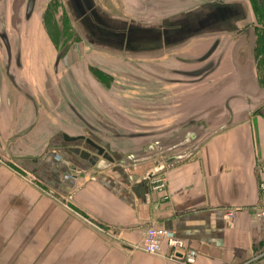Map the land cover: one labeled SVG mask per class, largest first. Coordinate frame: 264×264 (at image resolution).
Here are the masks:
<instances>
[{
	"label": "crops",
	"instance_id": "obj_1",
	"mask_svg": "<svg viewBox=\"0 0 264 264\" xmlns=\"http://www.w3.org/2000/svg\"><path fill=\"white\" fill-rule=\"evenodd\" d=\"M202 96H192L186 104L209 106L212 101ZM1 103L3 152L4 145L27 127L32 110L24 98L9 103L4 95ZM262 112L264 109L242 118L232 114L225 130L161 174L166 181L163 190H152L150 183L158 201L150 207L148 222L139 219L138 202L130 189L112 176H92L79 160L67 170L69 164L58 168L51 156L44 158L40 175L53 191L48 194L26 182L20 170L0 163V264H187L140 248L151 224L162 225L185 240L197 252L193 264H264V219L256 216L264 178ZM225 119V114L208 119L205 130L227 125ZM164 135L158 134L154 140ZM22 141L16 140L15 153L34 152L33 139L32 145ZM146 142L135 140L129 150L125 147L124 155L139 154ZM26 169L35 170L33 164ZM73 170L81 171L76 183L64 178ZM165 203L169 206L161 209ZM231 208L238 211L229 220L226 213ZM91 219L107 234L98 232L93 223L87 224ZM112 231L120 234L111 238L108 233ZM163 251H168L166 245Z\"/></svg>",
	"mask_w": 264,
	"mask_h": 264
},
{
	"label": "flooded vegetation",
	"instance_id": "obj_2",
	"mask_svg": "<svg viewBox=\"0 0 264 264\" xmlns=\"http://www.w3.org/2000/svg\"><path fill=\"white\" fill-rule=\"evenodd\" d=\"M150 1L156 7L163 0ZM247 1L251 11V26L256 35L254 71L256 80L264 91V0ZM198 39L205 41L204 50L200 54L174 56L176 61L189 68L157 64L149 70L144 68L143 60L160 59L164 54L152 57L126 56L92 48L79 34L65 0H0V110L3 109L1 100L4 95L9 103L16 98H24L32 110L27 127L4 145V151L0 152V163L20 170L26 182L40 193L48 194L52 190L40 175V166L44 158L47 160L48 155L58 168L69 164L68 170L72 166L70 164H75V160H78L67 152V148L74 147V143H86L87 139L101 143L106 139L104 134L123 136L132 131L144 132V129L143 131L138 128L139 125L149 126L144 120L135 121L100 99L101 93L106 95L110 88L118 84V79L128 78L136 83H151L143 73L160 80L169 73L176 78H163L162 81L172 83L184 80L183 84L196 85L221 72L215 86L202 93V99L212 101L209 106L206 103L186 104L184 111L188 114L179 121L163 128L151 129L153 132L168 135L158 140L162 142L155 144L156 150L158 146L164 147L161 143L169 142L174 136L196 130L202 131L200 138L205 136L211 130L205 129L208 119L211 120L212 117L225 114L226 123H223L227 124L232 119V114L242 118L245 115L258 114L264 109V92L259 97H247L240 89L238 73L232 61L236 38L220 35ZM191 43L193 41L186 46ZM211 49H214L212 53L199 61ZM207 65H214L216 69L205 77L188 78L179 73ZM68 84L78 94L71 93ZM146 107L148 106L143 108L147 109ZM42 111L44 115L41 114ZM46 114L47 118L44 117ZM174 131L178 134L171 135ZM67 136L75 140H67ZM200 138L195 142H199ZM17 139H23V143L30 145L34 144L30 142L33 139L34 152L15 153ZM171 144L169 142L168 147ZM147 146V143L140 146L139 153ZM187 150L184 149L181 153ZM23 156L31 157L22 158ZM30 164H33L35 170L26 172V165ZM261 248L264 252V243Z\"/></svg>",
	"mask_w": 264,
	"mask_h": 264
},
{
	"label": "water",
	"instance_id": "obj_3",
	"mask_svg": "<svg viewBox=\"0 0 264 264\" xmlns=\"http://www.w3.org/2000/svg\"><path fill=\"white\" fill-rule=\"evenodd\" d=\"M65 4L82 38L92 48L116 55L159 56L182 48L198 38L220 35L234 37L236 42L232 49V61L242 93L247 97H259L264 92L259 88L254 71L256 35L251 26V11L247 0H163L156 7L162 5V8L173 10L146 19L109 11L98 0H65ZM213 50L199 61L206 59ZM215 69L216 66L207 65L179 73L188 78L205 77ZM228 126L214 129L201 138L202 131L198 130L174 136L169 141L170 144L174 142L173 145L168 147L169 142H163L161 144L165 146H158L156 150V145L162 140H154V136L159 134L151 131L155 126L139 125L138 128L147 132L132 131L123 136L104 134V142L87 139L86 143H74V147L67 148V152L85 163L92 176L99 173L112 176L130 189L138 202L139 219L148 222L151 220L150 207L158 201L157 194L150 191L151 180L172 165L187 160L210 137ZM66 138L75 140L68 136ZM198 138L199 142H195ZM138 139H147L148 146L143 148L142 153L124 155L126 148L129 150L136 145L134 142ZM184 149L188 150L181 153ZM28 157L31 156L22 158ZM167 206L168 203L161 204L160 208ZM92 223L98 232L107 234L105 228H101L94 220L87 221L89 225ZM108 234L113 238L120 233L112 231ZM177 256L183 257L181 254Z\"/></svg>",
	"mask_w": 264,
	"mask_h": 264
},
{
	"label": "rangeland",
	"instance_id": "obj_4",
	"mask_svg": "<svg viewBox=\"0 0 264 264\" xmlns=\"http://www.w3.org/2000/svg\"><path fill=\"white\" fill-rule=\"evenodd\" d=\"M98 1L109 11L125 13L140 19H146L173 10V8L155 7L154 4L150 3V0ZM204 46L205 41L203 39H196L188 46L165 53L160 59L146 58L142 64L145 69L149 70H152L157 64H162L167 67L189 68V66L176 61L174 56L177 54L178 56H196L204 50ZM115 61L117 62L118 60ZM142 75L150 79L151 83H136L128 78L118 79V84H115L114 88H110L109 93L106 95L101 93L100 99L110 103L113 109L126 113L129 117L135 119V121L141 119L149 126L163 128L174 124L178 118L188 114L184 111L186 103L191 101L190 98L192 96L202 94L207 89L211 90L220 78L221 72L215 73V75H212L203 83L196 85L183 83L172 84L162 81L163 78H170V80L176 78L169 73L161 77V80L158 77H152L145 73ZM177 78L180 77L177 76ZM68 86L70 87L71 93L78 94L72 85L68 84ZM86 94L90 96L89 93ZM145 106H148L146 107L147 109L143 108Z\"/></svg>",
	"mask_w": 264,
	"mask_h": 264
},
{
	"label": "built area",
	"instance_id": "obj_5",
	"mask_svg": "<svg viewBox=\"0 0 264 264\" xmlns=\"http://www.w3.org/2000/svg\"><path fill=\"white\" fill-rule=\"evenodd\" d=\"M264 170V161H263ZM81 171L74 170L64 175L65 180L76 183L79 179ZM30 180V178H27ZM152 190L160 191L166 187L165 178L157 175L151 180ZM261 204L256 216L264 219V178L260 182ZM237 209L233 208L227 211L226 217L232 220L236 215ZM167 246L168 251L164 252L163 247ZM140 248L150 254L161 255L173 260H182L184 263L193 264L195 262L197 252L192 249L188 243L179 238L174 231L165 228L159 224H151L145 230L144 238ZM177 254H181L180 258Z\"/></svg>",
	"mask_w": 264,
	"mask_h": 264
}]
</instances>
